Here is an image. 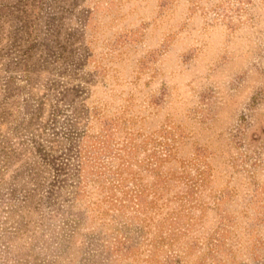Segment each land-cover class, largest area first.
Returning a JSON list of instances; mask_svg holds the SVG:
<instances>
[{"label": "rangeland", "instance_id": "374dc122", "mask_svg": "<svg viewBox=\"0 0 264 264\" xmlns=\"http://www.w3.org/2000/svg\"><path fill=\"white\" fill-rule=\"evenodd\" d=\"M0 264H264V0H0Z\"/></svg>", "mask_w": 264, "mask_h": 264}]
</instances>
